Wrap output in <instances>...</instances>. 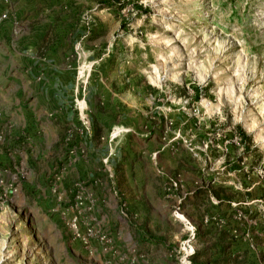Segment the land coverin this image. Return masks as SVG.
I'll use <instances>...</instances> for the list:
<instances>
[{
  "label": "rangeland",
  "instance_id": "rangeland-1",
  "mask_svg": "<svg viewBox=\"0 0 264 264\" xmlns=\"http://www.w3.org/2000/svg\"><path fill=\"white\" fill-rule=\"evenodd\" d=\"M53 1L69 120L17 129L0 68V264H264V0Z\"/></svg>",
  "mask_w": 264,
  "mask_h": 264
},
{
  "label": "crops",
  "instance_id": "crops-1",
  "mask_svg": "<svg viewBox=\"0 0 264 264\" xmlns=\"http://www.w3.org/2000/svg\"><path fill=\"white\" fill-rule=\"evenodd\" d=\"M59 11L53 0H0V68L9 71L6 94L14 96V123L17 129L37 128V135L43 139L50 124L49 113L59 121V114L69 120L61 103L72 95L76 81L73 67L66 63L72 24L62 20ZM24 101L28 109L21 112L17 105ZM78 136L88 152L93 138L84 129ZM195 225L203 227L202 222ZM150 237L139 244L140 248L144 246L140 264L156 263L157 241L152 234ZM215 247L219 257L213 259V264H219L231 247Z\"/></svg>",
  "mask_w": 264,
  "mask_h": 264
},
{
  "label": "built area",
  "instance_id": "built-area-1",
  "mask_svg": "<svg viewBox=\"0 0 264 264\" xmlns=\"http://www.w3.org/2000/svg\"><path fill=\"white\" fill-rule=\"evenodd\" d=\"M2 18L4 19V16ZM87 125L89 126L88 122H87ZM77 200L78 201H76L75 207H76L77 210H79V209L83 208L84 205H83V201L81 199L77 198ZM175 212L176 213L180 212V208L177 207ZM68 225H69L70 230L73 233L74 238L76 240L81 241L84 245H86L87 244V239L90 236L91 232L88 230L86 235H81L79 233V231H78V216L77 215L74 216L73 219L70 220ZM186 225H190V224L187 222ZM186 229H187L188 232H190L189 233L190 238L186 242H184V250H185V248H190L188 243H190L191 239L194 238V236H193V228L192 227L191 228L186 227ZM190 255L191 254H189L188 256H190Z\"/></svg>",
  "mask_w": 264,
  "mask_h": 264
},
{
  "label": "trees",
  "instance_id": "trees-1",
  "mask_svg": "<svg viewBox=\"0 0 264 264\" xmlns=\"http://www.w3.org/2000/svg\"><path fill=\"white\" fill-rule=\"evenodd\" d=\"M93 137H95V138L99 137V135H98V131L94 130V132H93ZM214 196H215L218 200H221V199H219L220 197H219L216 193H214ZM228 201L230 202V200H228Z\"/></svg>",
  "mask_w": 264,
  "mask_h": 264
},
{
  "label": "bare ground",
  "instance_id": "bare-ground-1",
  "mask_svg": "<svg viewBox=\"0 0 264 264\" xmlns=\"http://www.w3.org/2000/svg\"><path fill=\"white\" fill-rule=\"evenodd\" d=\"M117 133H118V132H117ZM117 133H116V134H117Z\"/></svg>",
  "mask_w": 264,
  "mask_h": 264
}]
</instances>
